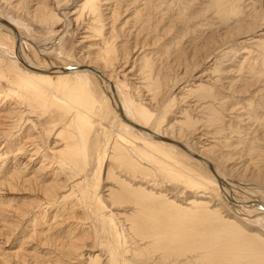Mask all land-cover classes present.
Masks as SVG:
<instances>
[{"label": "rangeland", "instance_id": "obj_1", "mask_svg": "<svg viewBox=\"0 0 264 264\" xmlns=\"http://www.w3.org/2000/svg\"><path fill=\"white\" fill-rule=\"evenodd\" d=\"M4 1H0V19L17 28L21 38L15 39L0 27V264H230L214 262L210 251H205L207 257L211 255L205 258L204 251L191 248L195 253L188 254L175 243L174 248H163L151 233L133 230L135 224L123 217L134 216L135 205H112L97 198L108 194L105 191L112 185L118 191L119 184L161 194L166 202H174V208L183 207V212L190 211L184 205L190 200L207 202L210 209L234 216L231 220L235 219L245 234L253 235L254 241H262L260 255L264 253V211L252 204L264 206V0H111L109 6L95 2L80 11L75 5H81L82 0ZM91 9L96 13L88 16ZM21 55L27 58L28 66L49 67V72L97 62L112 81L129 121L147 128L150 124L153 133L169 140L178 137L179 143L172 141L193 153L210 156L227 187L219 186L205 165L174 145L148 139L124 121L117 124L116 95L114 101H106L108 95L99 80L86 71L67 73L71 76L68 79L52 76L44 96L19 88V74L30 73L19 62ZM134 59L136 75L130 81L121 69L127 65L130 70ZM12 79L18 83L13 84ZM82 81L86 88L72 101L68 92ZM198 85L209 88L203 91L205 97L202 91L190 93ZM41 97L47 100L43 106ZM193 100L212 107L200 110L193 107ZM86 105L94 108L90 111L97 117L85 137L82 130L79 135L76 124L73 126V116L84 110L90 114ZM140 110L146 112L148 125L138 123L136 112ZM8 112L13 116L3 119ZM67 121L72 128L63 134L60 128ZM111 128H115L113 133ZM191 131H200L205 137L200 148L189 138ZM106 134L117 144L126 145L128 151L140 152L138 158L145 165L130 167L111 158L108 146L112 139L109 142ZM103 138L107 140L105 147L100 141ZM124 138L131 143L124 144ZM153 151L156 156H152ZM236 164L250 172L230 176L227 170ZM141 167L147 171L141 172ZM96 179L105 182L96 186ZM222 190L229 192L234 202L244 203L227 202ZM169 214L179 215L176 211ZM185 215L177 219L180 225L170 228L175 231L178 227L181 232L176 229L175 233L187 232L182 239L189 241L192 235L191 244L199 245L200 237L194 239L196 234L191 232L193 221ZM260 255L258 252L254 258L262 260L264 254L263 258ZM246 259L244 264L249 261Z\"/></svg>", "mask_w": 264, "mask_h": 264}, {"label": "bare ground", "instance_id": "obj_2", "mask_svg": "<svg viewBox=\"0 0 264 264\" xmlns=\"http://www.w3.org/2000/svg\"><path fill=\"white\" fill-rule=\"evenodd\" d=\"M1 1V0H0ZM2 1H4V0H2ZM6 1V0H5ZM4 1V2H5ZM33 1V0H32ZM73 1V0H72ZM75 1H77V0H75ZM80 1V0H79ZM83 2H82V4L81 5H75V7H76V9L78 8L79 10L78 11H80V9H83V8H85V10H87L88 8H90V7H88V6H91V4L93 5V3H102L103 2V6L104 5H108V4H111V2H109V1H111V0H82ZM21 2V1H20ZM109 2V3H108ZM7 3V2H6ZM5 3V4H6ZM10 3H11V1H10ZM78 3H80V2H78ZM77 3V4H78ZM3 4V3H2ZM13 6V5H12ZM41 6V5H40ZM109 6V5H108ZM88 7V8H87ZM94 6H92V8H93ZM12 8H15V6H13ZM18 8H19V5H18ZM17 8V9H18ZM87 8V9H86ZM95 8V7H94ZM97 9V8H96ZM105 9H106V7H105ZM109 9V8H108ZM108 9H107V11H108ZM92 10V9H91ZM90 10V12H87L88 13V16H91L92 14H95L96 13V11H94V10H92L91 11ZM98 10V9H97ZM112 10V9H111ZM75 11V10H74ZM77 11V10H76ZM82 12V11H81ZM109 12V11H108ZM29 13V12H28ZM33 13V12H32ZM75 13V12H74ZM73 13V14H74ZM84 13V12H83ZM98 13V12H97ZM8 14V13H7ZM73 14L71 15V16H73ZM80 14V13H79ZM117 14V13H116ZM33 15V14H32ZM39 15V14H38ZM75 16V15H74ZM78 16V15H77ZM121 17V16H120ZM4 18V17H3ZM32 18V17H31ZM109 19H111V18H109ZM46 20V19H45ZM3 21L7 24H4L3 23ZM3 25H2V24ZM130 24V23H129ZM5 25V26H4ZM37 25H39V24H37ZM132 26V25H131ZM0 27H2L1 29H3L4 31H6L7 33H9L10 35H12L15 39H17V38H21V35L18 33V31H17V28H15L13 25H11L10 23H8L7 21H5V20H2V19H0ZM69 27V26H68ZM84 30V29H83ZM83 33H85V32H83ZM126 33V32H125ZM121 35V34H120ZM261 35V34H260ZM264 35V34H263ZM239 37V36H238ZM31 42V41H30ZM33 43V42H32ZM52 46V45H51ZM48 48V47H47ZM43 49V48H42ZM50 49V48H49ZM41 50V49H40ZM46 50V49H45ZM47 51H48V49H47ZM47 51H46V53H47ZM51 51V50H50ZM136 52V51H135ZM15 53H16V55H18V53H19V41H17V47H16V49H15ZM20 54V53H19ZM207 54V53H206ZM47 55V54H46ZM133 55V54H132ZM135 55V54H134ZM127 56V55H126ZM24 57V56H23ZM23 57H22V55L20 56V60H19V62L21 63V65H23V66H25V68H27V70L28 71H30V73L29 72H27L28 74H26V71H25V73L23 72L22 73V75H20L19 74V77L21 78L20 80V87L19 88H22L23 90L24 89H29V90H32L33 91V94H38V95H41V96H44V94L46 95V90H47V88L49 87V86H51L52 84H51V81H52V76H55V75H59L60 77H66L65 79H68L67 77H71L69 74H67V73H74V72H79V71H86V72H88V73H90V74H92V75H94L96 78H97V80H99V83L101 84V87H103V90H104V92H105V95H108L107 97H106V101H108L107 99H109L110 101H114V95H116V97H117V99L115 98V100H116V103L114 102V104H113V106L115 105V106H117V113H118V115L116 116L115 115V121L117 122V124H121V123H123L122 121H124L125 122V124H127V125H129L131 128H133V129H135L136 131H140V132H142V134H144V136L146 137V138H148V139H150V138H152V140L154 141H159L160 143H163V144H169V145H174L175 147H177V148H179L180 150H182L183 152H185L187 155H189L190 157H192V158H194L195 160H198L200 163H202L203 165H205L208 169H209V171L211 172V174L213 175V177L216 179V181H217V183L219 184V186H224L223 188H225V186L227 187V185H226V183L222 180L223 178H220V176L218 175V174H216V170L213 168V166L215 165H212V158L210 159V158H208V157H210V156H208V157H205V155H203V153H201V152H198V154L197 153H193V152H191V151H189V150H187L185 147H183V146H181L180 144H178L179 142H178V137L176 138L177 139V142L178 143H176V142H174V141H172V140H176V139H171V140H169V139H165V137L163 138V137H161L160 135H157L155 132L153 133V131H151L150 129H149V127H150V124H149V127L147 128V126H139V125H135L134 124V122L132 123L131 121H129L130 119H128V117H127V115L125 114V111H123V109H121V103H120V99L118 98V96H117V93H116V91L114 90V88H113V85H112V81H110L109 80V78L107 77V75H105V73L101 70V67L99 68V64L96 62H91V63H89L88 61H87V63H88V65L87 66H84V67H78V68H74V69H60L59 71H57V72H49V67L47 68V69H35V68H33V67H31V66H28L27 65V61H26V59H23ZM135 57H137V56H135ZM84 59V58H83ZM132 59V58H131ZM136 59H138V57L136 58ZM136 59H134V63L132 64V67L131 68H129L130 70H128L127 69V65H122L123 66V68L121 69V71L125 74V76H128L129 77V80L131 81V80H134V78H135V75L133 76V72H134V70H135V68H136V66H135V60ZM10 61V60H9ZM81 61H83L82 59H81ZM13 62V61H12ZM85 62V61H84ZM14 63V62H13ZM81 63V62H80ZM124 63V62H123ZM29 64V63H28ZM77 64V63H76ZM82 64V63H81ZM85 64V63H84ZM122 64V63H121ZM124 64H126V63H124ZM34 65V64H33ZM48 65V64H47ZM129 65V64H128ZM15 66H17V65H15ZM36 66V65H35ZM6 67V66H5ZM37 67V66H36ZM77 67V66H76ZM120 68V67H119ZM6 69V68H5ZM19 69V68H18ZM17 68H16V70H18ZM117 69V68H116ZM127 70H128V72H127ZM19 71H21V70H19ZM118 71H120V70H118ZM120 71V72H121ZM193 71V70H192ZM60 72H62V73H64V74H60ZM138 72V71H137ZM136 72V73H137ZM208 72V71H207ZM10 75V74H9ZM24 75V76H23ZM74 75V74H73ZM84 75H85V73H84ZM139 75H141V73L139 74ZM143 75V74H142ZM206 75H207V73H206ZM10 76H12V75H10ZM23 76V77H22ZM138 76V75H137ZM200 76V75H199ZM11 78V77H10ZM9 78V79H10ZM12 78H14L13 76H12ZM86 78V77H85ZM138 78L139 77H137V80H136V83H137V81H138ZM143 78V77H142ZM84 79V78H83ZM110 79H112L111 77H110ZM80 80V79H79ZM146 80V79H145ZM182 80V79H181ZM195 81V80H194ZM200 81V80H199ZM215 81V80H214ZM141 82V81H140ZM12 83L14 84V83H18V80L16 79H12ZM135 83V82H134ZM138 83H139V81H138ZM141 83H143V82H141ZM220 83V82H219ZM44 85V86H42V85ZM180 84V83H179ZM209 84H210V82H209ZM45 85H46V87H45ZM75 85V84H74ZM137 85V84H136ZM190 85V84H189ZM208 85V84H207ZM220 85V84H219ZM176 86V85H175ZM51 88V87H50ZM63 88V87H62ZM82 88H86V86H85V81H82V82H80V83H76V85L75 86H73V87H71V89H70V91L68 92V95H70V99L72 100V101H77L78 100V97H79V95H82ZM141 88V87H140ZM206 88H208L207 86H206ZM206 88H204V87H202V86H200V85H198V87H196L195 89H193V91H191L190 93L192 94V93H195V92H200V91H202V92H200V93H202L201 95L203 96V91L205 90L206 91ZM227 88V87H226ZM64 89V88H63ZM209 89V88H208ZM21 90V89H20ZM216 90V89H215ZM48 91V90H47ZM141 91H142V89H141ZM181 91V90H180ZM183 91V90H182ZM50 92V91H49ZM84 92V91H83ZM118 92V91H117ZM12 93V92H11ZM48 93V92H47ZM51 93H53L52 91H51ZM55 93V92H54ZM57 93V92H56ZM16 94H18V93H16ZM48 95V94H47ZM86 95H88V92L86 93ZM212 95V94H211ZM210 95V96H211ZM22 96V95H21ZM57 96V95H56ZM109 96H111V97H109ZM47 98H48V96H46ZM45 97V98H46ZM53 97H55V95H53ZM58 97V96H57ZM189 97H191V96H189ZM196 97V96H195ZM201 96H199V98H200ZM203 97H205V96H203ZM256 97V96H255ZM3 98V97H2ZM23 98V97H22ZM28 98V97H27ZM42 98V97H41ZM45 98H42L41 100H42V102H43V104H42V106L43 105H45V101H47ZM52 98V97H51ZM49 99L50 101H52V99ZM87 98V97H86ZM147 98V97H146ZM187 98V97H186ZM210 98V97H209ZM208 98V99H209ZM3 99H5V98H3ZM145 99V98H144ZM152 99V98H151ZM183 99V98H182ZM190 99V98H189ZM230 99V98H229ZM31 100V99H30ZM55 100V99H54ZM80 100V99H79ZM83 100H84V98H83ZM187 100V99H186ZM196 100H198L197 98H196ZM201 100V99H200ZM87 101V100H86ZM109 101V102H110ZM180 101V100H179ZM183 101H184V99H183ZM209 101H210V99H209ZM1 102V101H0ZM4 102V101H3ZM56 102V101H55ZM68 102V101H67ZM81 102V101H80ZM193 103L192 104H194L193 105V107H195L196 106V108H198V109H200V110H202V109H206L207 107H209V106H205V104L204 105H202L201 104V102L199 101V103H198V101H192ZM92 103V102H91ZM196 103V104H195ZM3 104V103H2ZM48 104V103H47ZM77 104V103H76ZM75 104V105H76ZM83 104H84V102H83ZM86 104V103H85ZM33 105H35V104H33ZM91 105V104H90ZM94 105V104H93ZM2 106V105H1ZM12 106V105H11ZM28 106V105H27ZM67 106H69L68 104H67ZM87 106V105H86ZM92 106V105H91ZM220 106V105H219ZM16 107H17V105H16ZM40 107V106H39ZM71 107V106H70ZM84 107H85V105H84ZM87 107H89V106H87ZM95 107V106H94ZM103 107V106H102ZM210 107H212V106H210ZM209 107V108H210ZM12 108H14V106L12 107ZM38 108V107H37ZM253 108V107H252ZM15 109V108H14ZM33 109H35V107L33 108ZM39 109V108H38ZM74 109V108H73ZM85 109V108H84ZM88 109V108H87ZM90 109H92V111L94 110V108L92 107V108H90L89 107V111H87L88 113L90 112V114H85V112L84 111H86V110H84V111H80V112H76L75 114L76 115H74L73 116V126L75 127V124L77 125L76 127L78 128V130L77 131H79V135H80V131L82 130V133H84V135H85V137H86V135L87 136H89V134L91 133V129H90V127H93L92 125L94 124L93 123V121L96 119V117L95 116H93V115H95V113L93 114L92 113V111H90ZM212 109V108H211ZM13 110V109H12ZM71 110V109H70ZM96 110V109H95ZM217 110V109H216ZM11 111V110H10ZM13 111H15V110H13ZM21 111V110H20ZM19 111V112H20ZM29 111V110H28ZM96 111H98V110H96ZM95 111V112H96ZM196 111V110H195ZM210 111V110H209ZM4 112V111H3ZM23 112V111H22ZM30 112V111H29ZM217 112V111H216ZM230 112V111H229ZM9 114H7V115H5V116H3V119L5 118V120H6V117L8 116V117H12L13 116V112H8ZM12 113V114H11ZM17 113V112H16ZM37 113V112H36ZM35 112L33 113V115L34 114H36ZM93 115H92V114ZM97 113V112H96ZM137 113V116H138V123H141V124H144V125H148V118H147V114H146V112H144V111H137L136 112ZM6 114V113H5ZM19 114V113H18ZM248 116V115H247ZM98 117H101L100 119H102V116H98ZM130 117V116H129ZM181 117V116H180ZM2 119V118H1ZM2 119V120H3ZM99 119V118H98ZM134 119V118H133ZM103 120V119H102ZM236 120V119H235ZM96 121V120H95ZM211 121V120H210ZM232 121V120H231ZM6 122V121H5ZM9 122V121H8ZM33 122H34V120H33ZM69 122L70 121H67L66 123H62V126H61V128L60 129H62L60 132L61 133H63L64 134V132H66L68 129H70V128H72V127H70L71 125L69 124ZM98 122V121H97ZM242 122V121H241ZM35 123V122H34ZM34 123H33V128H35V125H34ZM96 123V122H95ZM150 123H151V120H150ZM37 124V123H36ZM69 124V125H68ZM96 124H98V123H96ZM116 124V123H115ZM124 124V125H125ZM153 124V123H152ZM151 124V125H152ZM154 125V124H153ZM115 127H116V125H114ZM170 126H175V125H170ZM98 127V126H97ZM127 127V126H126ZM152 127V126H151ZM150 127V128H151ZM172 127L170 128V129H172ZM239 127V126H238ZM76 128V129H77ZM204 128V127H203ZM88 129H89V132H88ZM112 129V128H111ZM111 129H109V130H111ZM115 129V128H114ZM114 129H112V131H111V133H113L114 132ZM147 129H149V130H147ZM160 129V128H159ZM42 130V129H41ZM100 130V129H99ZM193 130V129H192ZM195 130V129H194ZM190 131V130H189ZM198 131V130H197ZM197 131H191V133H189L190 134V136H189V138L190 139H192L193 140V143L196 145V146H198V145H200L201 144V141L203 140L202 138H205V137H201V134L199 133V132H197ZM204 131V130H203ZM202 131V132H203ZM37 132H38V130H37ZM59 132V133H60ZM98 132V131H97ZM110 132V131H109ZM108 132V133H109ZM181 132V131H180ZM187 132H188V130H187ZM41 133V132H40ZM67 133V132H66ZM81 133V136L83 135ZM178 133V132H177ZM228 133V132H227ZM116 134V133H115ZM118 134V133H117ZM203 134V133H202ZM205 134V133H204ZM209 134V133H208ZM207 134V135H208ZM107 135V134H106ZM111 135V134H110ZM176 135H178V134H176ZM233 135V134H232ZM231 135V136H232ZM241 135V134H240ZM253 135V134H252ZM63 136V135H62ZM65 136V135H64ZM68 136V135H67ZM71 136V135H70ZM74 136V135H73ZM100 137H102L101 135H99ZM108 136V141L109 140H111L112 139V142H110V146H108L109 148H110V151L108 152L109 154H110V156H111V158H115V159H117V160H119V161H123V163L124 162H127L128 164H129V166L131 167V164L133 165V166H138V165H140L141 166V164L143 165H145V163H143L142 161H141V159L142 158H138L139 157V155H141V153L140 152H138V151H136L135 149H133L132 151H128V149H127V147H126V145H121V144H117V140L115 141V140H113V138H111L112 136H113V134H112V136H110V138L111 139H109V134L107 135ZM171 136V135H170ZM186 136V135H185ZM75 137V136H74ZM114 137V136H113ZM115 137H116V135H115ZM124 137H125V135H124ZM168 137V136H167ZM187 137H188V135H187ZM210 137V136H209ZM212 137V136H211ZM64 138V137H63ZM67 138V137H66ZM188 138V139H189ZM213 138V137H212ZM73 139H75V138H73ZM102 139V138H101ZM40 140V139H39ZM63 140V139H62ZM103 140H104V138H103ZM103 140H100V141H102V143H103V147H105L106 145H107V140H104V142H103ZM207 140V139H206ZM214 140V139H213ZM125 143L124 144H129V142L131 143V141H130V139L129 140H126L125 138H124V140H123ZM212 141V140H211ZM204 142V141H203ZM207 142V141H206ZM98 143H100V142H98ZM142 143H143V141H142ZM145 144H151V143H148V142H144ZM192 143V144H193ZM37 144V143H36ZM56 144V143H55ZM144 144V145H145ZM156 144H157V142H156ZM211 144H212V142H211ZM152 145H154V144H152ZM203 145V144H202ZM205 145H207L206 143H205ZM204 145V146H205ZM255 145V144H254ZM35 146V145H34ZM82 146V145H81ZM138 146V145H137ZM193 146V145H192ZM208 146V145H207ZM210 146V145H209ZM139 147V146H138ZM153 147V146H152ZM155 147V146H154ZM199 148H200V146H198ZM202 147V146H201ZM211 147H213V146H211ZM210 147V148H211ZM35 148V147H34ZM99 148H100V146H99ZM140 148H142L143 149V147H141L140 146ZM147 148V147H146ZM203 148V147H202ZM201 148V149H202ZM205 148V147H204ZM102 149V148H101ZM131 149V148H130ZM138 149V148H137ZM151 149V148H150ZM155 149V148H154ZM197 149V148H196ZM208 148L206 147V150H207ZM213 149V148H212ZM105 150V149H104ZM149 149H147V151H148ZM205 150V149H204ZM210 150V149H209ZM209 150H207L208 152H209ZM34 151V150H33ZM101 151V150H100ZM128 151V152H127ZM156 151H157V149H156ZM156 151H153V152H151L152 153V156L154 155V156H156ZM206 151V152H207ZM149 152V151H148ZM207 152V153H208ZM33 153H35V151L33 152ZM74 153V152H73ZM102 153H104V152H102ZM108 153H107V155H108ZM145 153V152H144ZM37 154H38V152H37ZM36 154V155H37ZM76 154V153H75ZM106 154V152L104 153V155ZM149 154H150V152H149ZM158 154H160V152L158 153ZM157 154V155H158ZM136 155H138V156H136ZM146 155V154H145ZM211 155V154H210ZM161 156H162V154H161ZM145 157H147V156H145ZM158 157V156H157ZM159 157H160V155H159ZM205 157V158H204ZM215 157V156H214ZM161 158V157H160ZM100 159H102V158H100ZM214 159V158H213ZM218 159V158H217ZM215 160V162L217 161L218 162V160ZM238 159V158H237ZM104 160V159H103ZM102 160V161H103ZM151 160V159H150ZM233 160V159H232ZM250 160V159H249ZM46 162H47V160H45ZM152 161V160H151ZM160 161V160H159ZM163 161H164V159H163ZM220 161V160H219ZM226 161V160H225ZM45 162V163H46ZM83 162V161H82ZM146 162H149V161H146ZM221 162V161H220ZM219 162V163H220ZM93 163V162H92ZM153 163V162H152ZM151 163V164H152ZM221 163H223V162H221ZM235 163V162H234ZM147 164V163H146ZM161 164V163H160ZM154 165V164H153ZM223 165V164H222ZM50 166V165H49ZM100 166H101V164H100ZM148 166H150V165H148ZM248 166V165H247ZM139 167V166H138ZM157 167V166H156ZM133 168V167H132ZM170 168V167H169ZM101 168H99V170H100ZM139 169H141L140 171L141 172H145V171H147V170H145L143 167H141V168H139ZM153 169V168H152ZM152 169H148L149 171L150 170H152ZM162 168H160V170H161ZM173 170H175L174 168H172ZM81 170V169H80ZM132 170V169H131ZM154 170V169H153ZM173 170H166V171H171V173L173 172ZM227 170V169H226ZM246 170H249L246 166H245V168H244V166H237V164L235 165V167H231L230 169H228L227 170V173L228 174H230V176H233V177H237L238 176V174H240L241 172H246ZM153 172H155V171H153ZM183 172V171H182ZM248 172V171H247ZM246 172V173H247ZM249 172H250V170H249ZM99 173V172H98ZM180 173V172H179ZM71 174V173H70ZM93 174V173H92ZM181 174V173H180ZM243 174V173H242ZM60 175V174H59ZM245 175V174H244ZM251 175H252V173H251ZM178 176V175H177ZM16 177V176H15ZM249 177V176H248ZM253 177V176H252ZM95 178H96V176H95ZM99 178V177H98ZM97 178V179H98ZM121 178V177H120ZM250 178V177H249ZM11 179V178H10ZM13 179V178H12ZM96 179V181H95V185L97 186V185H99L101 182H105L104 181V179H101V180H97ZM16 180V179H15ZM124 180V179H123ZM134 182V181H133ZM201 182V181H200ZM57 183V182H56ZM62 184H63V182H61ZM202 183V182H201ZM60 184V183H59ZM102 184V183H101ZM126 184H127V182H126ZM0 185H1V183H0ZM199 185V184H198ZM197 185V186H198ZM119 186V190L118 191H115V189H117L116 188V186H114V185H112V187L110 186L108 189H106V191L105 192H107L108 194H106L104 197H97L98 198V200H102V198H104V199H107L106 201H108L109 203H112V205H116L115 203L116 202H120V203H118L119 205H122L123 203L125 204V203H130L129 205H131V204H133V205H135L134 207H135V212H134V216H127V217H123V216H121V218L123 217V218H125L124 220H126V222L128 221V222H130L131 224H135V226L136 227H134V226H131V227H133V230L136 228V231L138 230H143V232L145 233V232H147V234L148 233H151L152 235H153V238L154 237H156V241H158L157 243H159L163 248H168L169 246H172L173 248H174V243H175V245H176V248H177V246H179V245H181V246H179L178 248H179V250L180 251H182V250H185V252L187 251V253L188 254H191V252L192 253H195L196 252V250H202V251H210L211 252V255H210V253L208 254V257L209 256H211V257H213V261L215 262H219V261H228L230 264H231V262H232V260H233V263L234 264H241V263H243V262H245L244 261V259L247 257V259L249 260H247L246 259V261H248V262H246L247 264H264V258L261 256V255H263L264 253L262 252V254L260 255V252L261 251H263V249H261V248H263L262 246H263V244L261 245V243H262V241H260V240H258V242H256V241H254L253 239L254 238H252L253 237V235H247V234H245L241 229H240V227L236 224V221H235V219L234 220H231V217L232 216H230V215H228L227 217H226V215H223L222 214V212H221V209L220 210H213V209H210L211 207H209L208 206V203L207 202H202V201H195V200H190L189 202H186L184 205H185V207L188 209V211L189 212H183V207H180V209H182V210H180L179 208H177V207H173V203L171 204V203H168V201L166 202L165 200L166 199H164L165 198V196H163V195H161V194H156V196H155V194H148V193H146L145 191H143L144 190V188L142 187V188H140V187H138V188H136V189H130V188H132V187H127V186H125V184L123 185V184H119L118 185ZM128 186H129V184H128ZM95 187V186H94ZM99 187V186H98ZM74 188H76V187H74ZM200 188V187H199ZM229 188V187H228ZM210 189V188H209ZM99 190V189H98ZM157 190V189H156ZM227 190V189H226ZM51 191V190H50ZM102 191V190H101ZM223 191V195H224V197H222L224 200H226L227 202H231V203H233V204H240V203H244V202H234V200H232L233 199V196L230 194L229 195V192H227V191H225V190H222ZM103 192V191H102ZM81 193V192H80ZM83 193V192H82ZM96 194H97V192H96ZM205 194V193H204ZM100 195V194H99ZM222 195V196H223ZM90 197H92V196H90ZM106 197V198H105ZM108 197V198H107ZM200 197V196H199ZM210 198V197H209ZM76 199V198H75ZM196 199V198H195ZM96 200V199H95ZM215 200V199H214ZM241 200V199H240ZM208 201V200H207ZM213 201V200H212ZM244 201V200H243ZM103 202V201H102ZM170 202V201H169ZM213 202H215V201H213ZM251 202V201H250ZM108 203V204H109ZM226 203V202H225ZM210 204H211V206H212V203L210 202ZM209 204V205H210ZM218 204V203H217ZM222 204H223V201H222ZM252 204H256L257 205V207H258V209L259 210H262V212L264 211V206L263 205H261V204H259V203H252ZM214 205V204H213ZM62 206V205H61ZM118 206V205H117ZM216 206V205H215ZM247 206H249V205H247ZM225 207V206H224ZM218 208V207H217ZM112 209V208H111ZM123 209V208H122ZM117 210V209H116ZM131 210V209H130ZM224 210V209H223ZM228 210V209H227ZM230 210V209H229ZM174 211H176L177 213H179V215L178 214H174V216H171L169 213H171L172 212V214L174 213ZM187 211V210H186ZM193 211V212H192ZM226 212V211H225ZM189 213H191L190 214V216H189ZM132 214V213H131ZM131 214H129V215H131ZM182 214H186V215H188V218H189V220L191 221H193V227L191 226V229L192 228H194V229H192L193 231H191L190 229H188V228H186L185 227V229L186 230H190L191 232H193L192 234H196V235H193V236H195V237H193L194 239L196 238V237H200L198 240H199V245H198V242H197V245L195 244V242L193 243L192 242V244H191V242H190V240H193V239H191V236L189 235V234H187V235H189L190 237V240L188 241H186L185 239H182V237H184V235H186L185 233H187V232H182V233H178V231H180V230H178L177 228V232L175 233V231H176V229H175V231H173L174 229H172V228H170V226H175L176 227V225H180V223H177V219H179L180 217H182L181 215ZM226 214H228L227 212H226ZM230 214H231V211H230ZM238 214V213H237ZM115 215V214H114ZM118 215V214H117ZM170 215V216H169ZM176 215V216H175ZM178 215V216H177ZM185 215V216H186ZM95 216V215H94ZM116 216V215H115ZM111 217V216H110ZM187 217V216H186ZM186 217L184 218V220H186ZM108 218V217H107ZM183 218V217H182ZM232 218H234V216L232 217ZM181 219V218H180ZM183 220V219H182ZM98 221V220H97ZM102 221V220H101ZM123 221H121V223H122ZM171 222H172V224L173 225H170L171 224ZM183 222H186V221H183ZM187 222H189V221H187ZM120 223V222H119ZM170 223V224H169ZM190 223V222H189ZM130 224V225H131ZM184 224V223H183ZM217 224V226L215 227V228H217V232H215V231H213V229H214V226ZM185 225V224H184ZM219 226V227H218ZM111 227V226H110ZM174 227V228H175ZM180 227V226H179ZM182 227H184V226H182ZM180 229V228H179ZM218 229H220L219 231H218ZM111 231H112V229H110ZM215 230V229H214ZM111 231L109 232V234H111ZM137 231V232H138ZM139 231V232H140ZM108 232V231H107ZM113 232V231H112ZM136 232V233H137ZM143 232H142V234H143ZM181 232V231H180ZM190 232V233H191ZM115 233V232H114ZM178 233V234H177ZM200 233H201V236H199L200 235ZM141 234V235H142ZM151 234H150V237H151ZM40 235V234H39ZM132 235V234H131ZM140 235V236H141ZM144 235V234H143ZM139 236V235H138ZM146 236V235H145ZM117 237V236H116ZM137 237V236H136ZM143 238H144V236H142ZM141 237V238H142ZM263 237V236H262ZM149 238V237H148ZM189 238H186V239H189ZM257 238H258V236H257ZM115 239V238H114ZM151 239V238H150ZM149 240V239H148ZM176 240H179V241H176ZM182 240V241H181ZM196 240H197V238H196ZM261 240H263V239H261ZM133 241V240H132ZM194 241V240H193ZM43 242V241H42ZM118 242H119V240H118ZM259 242H261V243H259ZM264 242V241H263ZM115 243H116V241H115ZM194 244V245H193ZM165 245V246H164ZM184 245V247H182ZM191 245V246H190ZM167 246V247H166ZM187 246H188V250L189 249H193V251H195V252H193V251H191V250H189L190 252H188V250H187ZM190 246V247H189ZM195 246V247H194ZM181 247V248H180ZM145 248V247H144ZM175 248V249H176ZM198 248H200V249H198ZM194 249H196V250H194ZM116 251V250H115ZM127 251V250H126ZM183 252V251H182ZM258 252H259V255L261 256V258H263L262 260L261 259H259V257L257 258V260L254 258V256H256V255H258ZM121 253V252H120ZM197 253H199V251H197ZM196 253V254H197ZM206 253V252H205ZM205 253H203V254H205ZM208 253V252H207ZM207 253L205 254L206 256H205V258L207 257ZM251 254V255H250ZM126 255V254H125ZM124 255V256H125ZM128 255V254H127ZM182 255L183 256H185V254H183L182 253ZM198 256H199V254H197ZM200 255H202V254H200ZM250 255V257H248ZM193 256H194V254H193ZM165 257V256H164ZM197 257V256H196ZM207 257V258H208ZM211 257H210V259H211ZM96 258V257H95ZM130 258V257H129ZM193 258V257H192ZM203 258V257H202ZM154 259V258H153ZM113 260V259H112ZM160 260V259H159ZM242 260H243V262H242ZM138 262V261H137ZM173 262V261H172ZM190 262V261H189ZM213 262V263H214ZM227 262V263H228ZM154 263V262H153ZM113 264V263H112ZM141 264V263H140ZM244 264V263H243Z\"/></svg>", "mask_w": 264, "mask_h": 264}, {"label": "water", "instance_id": "obj_3", "mask_svg": "<svg viewBox=\"0 0 264 264\" xmlns=\"http://www.w3.org/2000/svg\"><path fill=\"white\" fill-rule=\"evenodd\" d=\"M4 24H6L4 21H3ZM7 25V24H6ZM15 46L17 47V43H15Z\"/></svg>", "mask_w": 264, "mask_h": 264}]
</instances>
